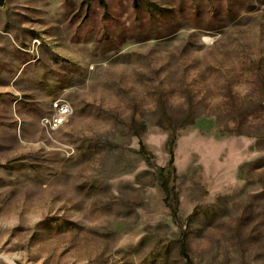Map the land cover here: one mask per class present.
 Instances as JSON below:
<instances>
[{"label":"rangeland","instance_id":"1","mask_svg":"<svg viewBox=\"0 0 264 264\" xmlns=\"http://www.w3.org/2000/svg\"><path fill=\"white\" fill-rule=\"evenodd\" d=\"M0 264H264V0H6Z\"/></svg>","mask_w":264,"mask_h":264},{"label":"trees","instance_id":"2","mask_svg":"<svg viewBox=\"0 0 264 264\" xmlns=\"http://www.w3.org/2000/svg\"><path fill=\"white\" fill-rule=\"evenodd\" d=\"M135 133L136 135L140 136L139 131H136ZM176 140H177L176 135L171 134L168 140V151L170 155L168 167L157 168V177L160 187L165 195V202L175 215L177 210V192L173 184V181H174V176L176 175V167L174 164L175 162L174 145L176 143ZM140 153L145 158L147 163L149 164L152 163L153 156L141 141H140Z\"/></svg>","mask_w":264,"mask_h":264},{"label":"built area","instance_id":"3","mask_svg":"<svg viewBox=\"0 0 264 264\" xmlns=\"http://www.w3.org/2000/svg\"><path fill=\"white\" fill-rule=\"evenodd\" d=\"M53 115L45 121L51 128H57L64 123L66 117L70 113V106L62 100H56L53 105Z\"/></svg>","mask_w":264,"mask_h":264},{"label":"crops","instance_id":"4","mask_svg":"<svg viewBox=\"0 0 264 264\" xmlns=\"http://www.w3.org/2000/svg\"><path fill=\"white\" fill-rule=\"evenodd\" d=\"M6 0H0V7L5 4Z\"/></svg>","mask_w":264,"mask_h":264}]
</instances>
